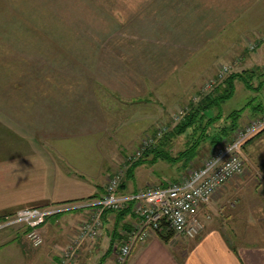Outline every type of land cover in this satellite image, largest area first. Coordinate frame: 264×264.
<instances>
[{
	"label": "rangeland",
	"instance_id": "obj_1",
	"mask_svg": "<svg viewBox=\"0 0 264 264\" xmlns=\"http://www.w3.org/2000/svg\"><path fill=\"white\" fill-rule=\"evenodd\" d=\"M36 2L44 10H47L46 14H40L42 16L40 23L49 27L41 29L36 35H41L44 38L52 36L56 40L52 44L42 46H11L6 53L0 52V75H3L4 78L3 86L10 84L30 86L33 83L30 82L33 79V70L39 68L41 64L50 63L53 64V68L64 74L56 79L57 84L61 86L78 85L81 79L88 80L87 77H81L79 81H75L73 78L72 81L69 74L70 72L83 73L92 78L96 91L101 96L107 97V102L112 104L113 98L110 99L111 97L108 95L117 96L113 89L122 84L123 86L129 84L126 82L127 80L134 81L135 78H130L127 75L129 70L133 71L134 69L138 74L150 75L146 78L148 83L145 86L143 85L145 81L136 75L134 89L137 92L134 93V96L137 102H129L123 106L130 114L129 119L135 118L133 116L137 114L136 120H133L137 123L133 124L131 121V125H125L121 131V133L124 132L122 137L117 133L118 139L126 138L128 142H126L127 147L120 150L124 157H121L123 163L114 168L108 180L115 173H121L122 181H126L127 184L129 180H127L126 173L123 172L126 169V157L128 159L139 157V152L144 151L142 148H147L149 144L155 145L157 139L172 130L181 121L193 104H197L206 93L214 90L219 84L221 85L223 79L229 74L256 70L257 76L253 81V86L258 87L260 82L263 83V86L259 90L252 91L237 80L234 97L222 105L223 118L208 129L211 136L217 134L219 128L228 123L225 117L232 110L242 108L250 100L264 102V0H36ZM202 5L205 9H209V12L204 16L219 20L220 18L225 20L234 18V28L230 27L231 30L192 28L197 17L203 15L198 13L195 15L194 6L201 7ZM221 11L223 12L221 13ZM242 12H245L249 17L246 21H242L254 25L253 27L245 29L242 27L244 24L238 22L243 16ZM35 15L37 16V14ZM194 15L196 16L195 21H193ZM36 22L39 23L37 20ZM246 24L245 26H247ZM227 31L229 32L227 33ZM217 32H219L218 35L223 33L228 38L229 36L234 38L228 46L230 51L224 54L226 60L220 56L221 61L217 63V66L207 70L201 76H196L194 69L187 71L190 74L179 78L177 68L180 64V56L183 58V55L187 56L191 52L193 54L195 48L203 44L204 39L213 37ZM193 36L195 38L191 39ZM225 45V43H221L219 46L224 48ZM6 47L1 46L4 49ZM35 49L38 50L36 55H34ZM200 63L199 60L194 61L193 67L196 68ZM223 66H228L229 69L226 73L221 74ZM168 73L172 75L163 77ZM66 74L68 75L66 76ZM149 79H154L159 84L157 83L158 85L154 87L153 97L150 95L145 101H140L142 97L147 96L146 91L151 88ZM211 84L213 85L211 86ZM11 91L12 89L9 87L7 94H10ZM1 98L2 88L0 86V100ZM99 104H102V100H99ZM112 109L114 111L107 108V113L114 114L113 121L120 123L123 120L121 115L123 110ZM216 112L212 110L208 113L215 115ZM145 117H153V119L149 128L146 127L148 129L142 132L146 125H141L143 123L140 120ZM254 118L252 112L248 109L245 110L240 129L239 127L235 129L231 135L229 134V139L224 140L217 147H212L210 140H206L201 146L202 150L198 158L186 166L181 163L169 164L160 159L153 164L141 165L137 175L142 178H151L152 185L177 182L184 177L187 178L194 170L202 167L220 147L234 140L242 128L256 120ZM1 133L3 140L0 141V187H12L13 195L19 197L23 192L29 191L28 188L22 189L19 185V180H23L22 173L29 170V157L25 156L26 153L18 147L19 142L24 140L9 132L2 125L0 126V135ZM7 133L10 134V137L7 136ZM191 136L192 130L175 136L169 147L171 152L176 155L186 148ZM243 145L240 151L243 161L241 174L233 177L217 190L211 201L202 209L200 218L205 229L199 236L193 238L194 240L203 235L206 228H212V225L217 226L218 222L224 226L225 214L233 216L234 222L230 223L232 226L230 227L236 236H230L235 244L248 242L255 245L261 242V237L264 239V133L258 134ZM9 153H13V155L8 159L19 168L16 171H12V165L7 164L5 156ZM149 158L151 159L152 155ZM20 169L21 171H19ZM224 188L225 193L222 200L214 203V197L219 196ZM98 199L86 201L80 207L85 208L91 203L97 202ZM47 206L64 209L70 208L71 205L58 203ZM249 218L250 221H245ZM210 224L212 225L209 226ZM12 230H14L12 227L0 230V241L4 239L5 234ZM175 236L183 237L172 232L171 237ZM73 239H70L65 248L69 247ZM29 244L32 246L31 243ZM113 261L109 260L108 263V260H105L103 264H113Z\"/></svg>",
	"mask_w": 264,
	"mask_h": 264
},
{
	"label": "crops",
	"instance_id": "obj_2",
	"mask_svg": "<svg viewBox=\"0 0 264 264\" xmlns=\"http://www.w3.org/2000/svg\"><path fill=\"white\" fill-rule=\"evenodd\" d=\"M194 8L195 15L196 13L203 15L197 17L196 21L194 15L193 21L196 23L192 24V28L231 30L230 27L233 29L235 26L234 18L225 20L219 16V20L204 16L209 9H205L203 5ZM46 12L47 10L39 6L36 0H0V48L7 46L5 49L1 48L0 52L6 53L11 46L52 44L56 40L55 37L44 38L36 35L41 29L49 28L40 23V17L42 18L40 14ZM242 15L238 21L244 24L242 27L245 29L253 27L254 25L243 22L249 18L246 13L242 12ZM218 33L204 39L203 44L195 48L193 54L191 52L187 56L183 55V58L180 56V64L177 68L179 78L190 74L187 71L194 69L196 76H201L217 66L221 61L220 56L226 60L224 54L230 51L228 46L234 38ZM194 38L195 36L191 37ZM221 43L226 44L224 48L219 46ZM36 53L38 50L35 49L34 55ZM198 60L201 63L196 68L193 67L194 61ZM127 73L130 78L135 79L127 80L129 84L125 86L119 83L121 86L113 89L117 94L116 97L107 94L110 99L113 98L112 104L107 102V97L101 96L96 91L92 78L83 73L69 74L72 81L73 78L79 81L81 77H87L88 80L81 79L78 85L57 84L56 79L64 74L53 68V64L50 63L41 64L39 68L33 70V79L30 81L33 83L30 86L26 84L3 86L4 78L0 75L2 88L0 126L25 141L19 142L18 147L26 153L25 156L29 157V170L23 172L21 177L23 180H19L22 189L28 188L29 191L17 197L13 195L12 187H0V217L26 207L58 203L71 205L64 212L50 217L44 224L42 227L44 243L41 247L31 246L26 241L22 229H14L5 234L4 239L0 241V264L59 263L61 252L70 239L75 237L80 224L88 217L89 208L80 206L86 201L100 198L105 191L108 177L114 168L123 163L120 150L127 147L128 140L118 139L117 133L122 137L123 127L131 125V121L137 118L136 114L133 116L135 118L129 119L130 114L123 106L129 102H137L134 96L137 92L134 89L136 75L145 81L144 86L148 83L146 78L150 76L138 74L134 69ZM170 75L172 74L168 73L163 77ZM149 80L151 88L149 91L145 90L149 95L142 97L140 101L152 96L154 87L159 84L154 79ZM9 87L12 91L7 94ZM99 100H102V106ZM107 108H110V111H114L112 108L122 109L123 120L120 123L113 121L114 114L107 113ZM152 119L153 117H145L140 120L143 123L141 125H146L142 132L149 128ZM7 136L10 137V134L7 133ZM2 140L1 133L0 141ZM12 155L13 153H9L5 158L7 164L12 165V171H16L19 169L18 166H14L13 161L8 159ZM140 168L141 166L136 169L134 177L127 182L124 193L152 185L151 178L137 175ZM224 193L225 188L219 196L214 197L213 202L218 203L222 200ZM225 217L224 226L220 222L217 226L210 224L209 226L213 227L206 228L203 235L196 240L175 236L166 241L157 233H153L147 241L133 246L126 264H264V239L261 237V242L255 245L248 242L235 244L230 236H236L230 225L234 222L233 216L225 214ZM102 218L100 235L95 240H87L81 246L75 264H103L105 260H108V263L109 260H114L115 250L122 242L124 233L131 230L139 221L132 212L121 214L108 211ZM250 220L249 218L245 221Z\"/></svg>",
	"mask_w": 264,
	"mask_h": 264
},
{
	"label": "built area",
	"instance_id": "obj_3",
	"mask_svg": "<svg viewBox=\"0 0 264 264\" xmlns=\"http://www.w3.org/2000/svg\"><path fill=\"white\" fill-rule=\"evenodd\" d=\"M228 69V66H223L221 74ZM263 128L264 116L251 121L239 131L234 140L220 147L202 167L194 170L187 178L170 182L166 186L149 185L135 193H121V173H115L108 180L105 192L98 201L85 207L90 210L88 217L79 226L69 247L61 252L58 264H75L82 243L99 236L102 214L106 210L120 211L131 204L132 212L139 221L117 246L113 264H126L135 244L147 241L153 233L164 227L186 238L199 236L205 229L200 218L202 209L217 190L241 174L242 145ZM67 209L53 206L21 208L0 220V230L21 228L26 240L38 248L44 243L42 227L45 222Z\"/></svg>",
	"mask_w": 264,
	"mask_h": 264
},
{
	"label": "trees",
	"instance_id": "obj_4",
	"mask_svg": "<svg viewBox=\"0 0 264 264\" xmlns=\"http://www.w3.org/2000/svg\"><path fill=\"white\" fill-rule=\"evenodd\" d=\"M256 76H257L256 70H245L242 73H231L227 77H225L221 85L219 84L214 88V90H212L209 93H206L199 100L197 104H193L192 108L185 113L181 121L178 122V124L172 130L166 132L162 137L157 139V143L155 145L149 144L147 148H142L144 149V151L140 153L139 157L135 156L132 159L131 158L128 159L126 157V161H125L126 169L125 171L123 170V172L126 173L127 180H130L134 177V173L139 166L147 163L153 164L160 159L173 165L177 163H181L183 166H186L194 162V160L197 159L198 156L200 155L202 150L201 146L204 145V142L206 140L208 139L210 140L212 147H217L224 140H228L229 134L231 135L233 131L240 126L243 114L247 109L250 112H252V114L255 117L254 119H259L263 117L264 102L250 100L242 108L232 110L230 113L226 115L225 119L228 123H225L223 126H221L217 134H215L214 136H211L209 134L208 129L210 127H213L216 122L220 121L223 118L224 112L222 111V105L226 101L234 97L236 93L237 80L241 81L248 90H252V91L259 90L263 86L262 85L263 83L260 82L258 87H254L253 81ZM212 110L217 111L215 115H210L208 113ZM188 130H192V136L188 145L186 146V148L179 151L176 155L173 154L169 149L170 145L172 144L173 138L177 135L186 133ZM261 133H264V128L261 131H259L257 134L252 136L251 138L247 139L245 142L247 143L248 141H250L255 136ZM151 155L152 158L150 159L149 157ZM168 183L169 182H165V183L163 182L162 184H159L157 186H166L168 185ZM125 186H126V181L123 182L121 179V183L119 185V192L124 193ZM140 190L142 189L134 190L126 193H135ZM131 205L120 211H112V212L127 214L128 212H132ZM35 207H43V206H35ZM108 211L111 212V210H106L104 213ZM5 216L0 217V220L3 219ZM127 232L124 233L125 235L123 236V240L125 239ZM172 232H173L172 230H169L166 227H164L162 230H158L157 234L163 240L168 241L172 236Z\"/></svg>",
	"mask_w": 264,
	"mask_h": 264
},
{
	"label": "bare ground",
	"instance_id": "obj_5",
	"mask_svg": "<svg viewBox=\"0 0 264 264\" xmlns=\"http://www.w3.org/2000/svg\"><path fill=\"white\" fill-rule=\"evenodd\" d=\"M14 229V228H13ZM16 229V228H15ZM19 229V228H18ZM21 229V228H20Z\"/></svg>",
	"mask_w": 264,
	"mask_h": 264
}]
</instances>
